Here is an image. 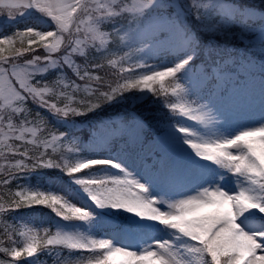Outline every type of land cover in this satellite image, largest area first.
Here are the masks:
<instances>
[{
    "label": "snow or ice",
    "instance_id": "obj_1",
    "mask_svg": "<svg viewBox=\"0 0 264 264\" xmlns=\"http://www.w3.org/2000/svg\"><path fill=\"white\" fill-rule=\"evenodd\" d=\"M0 25V264L44 249L66 250L59 264H264V0H0ZM41 168L140 219L99 235L11 221L36 205L91 218L13 183Z\"/></svg>",
    "mask_w": 264,
    "mask_h": 264
},
{
    "label": "rangeland",
    "instance_id": "obj_2",
    "mask_svg": "<svg viewBox=\"0 0 264 264\" xmlns=\"http://www.w3.org/2000/svg\"><path fill=\"white\" fill-rule=\"evenodd\" d=\"M24 20H31L32 24L38 26L37 27L38 29L43 30L42 26L36 22V19L34 17H22V18H19L18 21L14 23L16 24ZM0 26H3V25H0ZM185 147L187 146L185 145ZM125 167H127L129 171H132L136 175V177L141 180V182H144V177L138 171H136L134 167L128 164H125ZM119 172L120 171H117L108 165L92 171V173L97 177H103L105 175H111V174H119ZM49 181H50V190L52 192L64 195L71 203L77 204L78 206H81V207H87L91 213H96L98 210H111L112 212H115L117 214H124L125 216L129 218H133L136 220L140 219L139 217H136L134 214L128 213L126 210H123V209H112L110 207H105V208L97 207L94 204V202H92L90 198H88L87 194L83 192V189L80 186L75 185L74 181L70 180L69 178L52 176L50 177ZM66 184L72 185L71 192L66 187ZM22 185L29 187L30 189L41 190L40 186L38 185L34 187H31L29 184L22 183ZM50 217L51 216L48 211L41 212L40 210H33L30 213L26 211L25 212L22 211L21 213L15 215L13 218L16 221V223L26 224L30 227H35V228L49 227L50 228V220H51ZM57 229L63 230V228L60 226H57L55 230ZM72 232H79V231L72 230ZM45 252L51 254L53 251L49 249H45ZM41 254H42V251L37 253L34 257H28L30 264H54V262L55 264H59L60 260L67 256V255L59 256L58 254L59 259L53 258L49 260L46 257L43 258V255Z\"/></svg>",
    "mask_w": 264,
    "mask_h": 264
},
{
    "label": "trees",
    "instance_id": "obj_3",
    "mask_svg": "<svg viewBox=\"0 0 264 264\" xmlns=\"http://www.w3.org/2000/svg\"><path fill=\"white\" fill-rule=\"evenodd\" d=\"M26 26H33V27H38L34 24H32L31 20H25L22 22H19L17 24H15V27L23 29ZM13 30V26H6L3 27V31L4 32H11ZM0 34H3V32H0ZM129 103H131L132 101H128ZM142 101L137 100L136 103H140ZM98 166H96L95 168H97ZM91 169L92 170H95ZM62 171L60 169H55V168H41V169H36L31 171L30 173L21 175L18 177L17 180L13 181V183H18V184H29L31 187H34L36 185L40 186L41 190H45V191H51L50 190V177L54 176V175H58L60 174ZM33 210H40L41 212H46V211H50L51 209L47 208V207H43V206H33V207H25V208H19L18 211H26L28 213L32 212ZM18 211H12L9 215V219L13 222H16L13 220V215L16 213L18 214ZM112 219L107 217L104 214H92L91 218L89 219V221H78V220H64L61 219L59 216L55 215L51 217L50 220V228L55 230L57 226H60L63 228V230L66 231H74L77 230L79 232H84L87 234H96L99 235L101 232H104L105 234H109L110 233V221ZM62 256V255H67V251L65 250L64 252L61 253H56L53 251V254L50 255H46L44 254V256H47L49 258V260L51 259H59L58 257ZM18 264H29V262L25 259H22L21 261L18 262Z\"/></svg>",
    "mask_w": 264,
    "mask_h": 264
}]
</instances>
